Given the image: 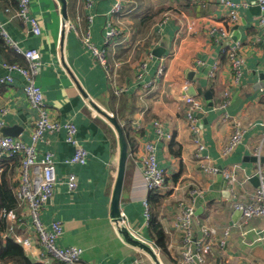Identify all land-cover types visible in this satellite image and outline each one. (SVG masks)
<instances>
[{
    "label": "crops",
    "instance_id": "0c3cea01",
    "mask_svg": "<svg viewBox=\"0 0 264 264\" xmlns=\"http://www.w3.org/2000/svg\"><path fill=\"white\" fill-rule=\"evenodd\" d=\"M118 1L66 0L67 21L83 34L88 33L99 51H105L110 71L94 57L75 30L65 31L64 43L61 42L63 17L57 0H31V15L38 21L41 35H35L29 23L18 19L15 10L6 12L7 5L0 1V22L9 36L22 49H36L40 53V72L35 81L52 114L62 125L70 121L76 126L78 143L89 153L85 164L69 162L75 147L68 142L64 127L57 132H46L38 143L40 158L52 153L58 176L55 195L43 212L42 222L49 229L54 222L63 223L64 233L57 243L62 248H82L81 264H178L184 237L176 228L181 200L195 207L196 240L202 238L203 224L217 228L218 242L209 262L264 263V243L256 241L263 232L264 219L253 218L245 224L243 214L239 215L234 207L235 201L248 202L258 187L254 152L264 133V79L260 78L264 74V27L258 23L261 14L258 0H232L247 5L239 7L237 24L223 16L218 0H120L121 12L113 13ZM166 12L174 16L164 19ZM109 25L118 35L106 43ZM220 26L229 35L224 43L214 39L218 32L209 35L210 30ZM167 37L169 47L157 57L155 51ZM236 43L242 46L246 65L241 85L233 89L232 98L225 105L224 94L231 87V70L223 49ZM164 62L166 73L159 76ZM12 63L28 65L16 52H0V122L3 125L0 136L18 137L31 143L39 113L25 95L24 75L5 67ZM216 67L217 75L211 78ZM7 77L12 82L2 83ZM117 88L123 90L121 95L114 93ZM81 89L88 95L87 99ZM188 89H193V98L202 105V111L196 114L205 145L202 154L219 169L235 166L238 182H231L221 172L203 173L195 135L186 116L190 108L187 100L191 97ZM88 99L113 114L132 140L129 153L134 150L138 156L131 155L128 159L121 215L140 229L152 253L131 244L112 222L119 140L114 127L91 109ZM225 115L244 130L241 144L228 158L221 156V150L233 134V128L223 121ZM157 124L164 133L162 138L156 132ZM16 127L22 130L18 136L3 132ZM149 142L155 145L158 167L169 177L167 194L160 202H153L151 209L163 226L165 250L157 244V235L145 214L144 201L150 193L138 158ZM4 164L0 182L6 179L14 195L18 167L15 162H10V166L7 162ZM71 175L77 177L75 191L69 189ZM2 207L0 199V227L7 225L8 228L7 221L1 218ZM23 222L26 224L15 228V233L30 237L34 244L30 250L21 247L33 263L43 264L39 239L30 221ZM228 227L232 235L222 245ZM7 232V229L0 232V251L6 243Z\"/></svg>",
    "mask_w": 264,
    "mask_h": 264
},
{
    "label": "built area",
    "instance_id": "2783aa9c",
    "mask_svg": "<svg viewBox=\"0 0 264 264\" xmlns=\"http://www.w3.org/2000/svg\"><path fill=\"white\" fill-rule=\"evenodd\" d=\"M223 10V16L232 24H237L240 20L239 7L247 6L246 4L234 3L232 0H218ZM17 10L15 15L25 24H30L35 35H41V27L38 21L31 15V0H17ZM258 7L261 11L258 19L259 25L264 27V0L257 1ZM12 9H6L10 12ZM122 10V2L119 0L113 7V13H120ZM174 16L172 12H166L164 19H169ZM109 30L106 34V43H110L118 35V31L109 25ZM182 28V26H181ZM62 30H75L81 37L85 45H87L94 53V57L103 65V67L110 71V66L107 64L105 51H99L91 42L88 33L83 34L75 25L69 21L63 20ZM0 31L8 47L13 48L18 54L22 55L28 65L22 66L20 64H6V68L11 70H18L24 75L27 80V85L24 87L25 95L27 96L30 105L33 109L38 111L39 119L35 123V128L31 133V143H26L20 138L11 136H0V180L4 171L5 164L2 163L5 159L18 158L20 165L16 170L18 187L14 193L17 200V208L14 210H2L1 218L8 223V232L4 235L5 238L14 237V241L30 250L33 246V241L30 237H24L15 233V228L22 224H26V219L30 221V225L34 230V235L39 239L40 247L42 248V262L43 264H81L83 260L84 250L80 247L62 248L57 241L64 233V225L62 222H54L49 229L42 222L43 212L46 210L48 204L51 202L56 192L58 184V176L56 172V165L52 153L48 152L41 158L37 149L38 143L43 139L46 132H57L62 127L67 130V140L75 147V154L69 161L71 164H85L88 161L89 153L83 148L76 138L77 128L68 121L64 125L57 120L52 114V109L49 108L46 102L45 95L36 84V78L40 72V53L36 49H22L19 44L14 41L7 33L3 23L0 22ZM218 32L219 35L215 37L220 43L229 40V35L223 27H218L209 31V35L213 36ZM242 46L240 43L230 44L223 52L228 59L231 70V87L225 91V102L227 105L232 98L233 89L241 85L243 71L246 65L245 57L241 54ZM145 67V65H143ZM165 62L161 65L158 75L164 76L167 70ZM218 68L216 67L210 74L211 78H215ZM12 82L11 77L2 80V83L7 84ZM123 90L115 89L116 95H121ZM188 103L190 105L186 116L190 121L192 131L195 135V143L197 144V157L200 160V166L205 175L217 174L221 172L222 175L233 183L238 182V175L235 166L229 167L225 170L219 169L217 165L202 154L205 149L203 138L201 135V128L196 116L197 112L202 111V105L196 98L189 97ZM89 105V104H88ZM223 105V106H225ZM90 106V105H89ZM91 107V106H90ZM91 109H93L91 107ZM223 121L228 123L233 128V134L230 136L228 142L221 150V156L228 158L241 144L243 140L244 130L237 121L230 118L229 115L223 117ZM3 126L0 122V127ZM156 132L159 138L163 137V131L157 124ZM264 148V133L260 141V145L256 148L254 155L257 158V167L255 169V176L258 178V187L250 195L248 202L240 203L235 201L234 207L243 213V221L246 224L253 218L264 219V162L262 160V149ZM141 153H139L140 155ZM137 157L135 151L130 150V156ZM139 161L144 167L145 183L149 193L160 192L161 195H166L168 192L169 177L166 172L158 167L155 145L153 142L146 143L143 147V153L139 156ZM70 191H75L78 187L76 175H71L68 180ZM149 199V198H148ZM144 201L145 214L147 221L150 224L152 216L149 200ZM181 214L177 219L176 228L184 234L181 241V256L178 264H212L209 262V256L213 252V248L217 246L218 231L217 228L211 224L205 223L201 227L202 238L196 240L195 232V207L187 205L181 200L179 201ZM117 231L120 228L125 229L128 234L135 240L148 244L141 235L140 229L130 224L124 216L119 221L112 219ZM232 235V230L228 227L224 231V237L221 240L222 245H226L228 239ZM258 242L264 243V229L262 234L258 235ZM249 264H264L252 261Z\"/></svg>",
    "mask_w": 264,
    "mask_h": 264
},
{
    "label": "water",
    "instance_id": "95a60500",
    "mask_svg": "<svg viewBox=\"0 0 264 264\" xmlns=\"http://www.w3.org/2000/svg\"><path fill=\"white\" fill-rule=\"evenodd\" d=\"M57 1L60 5V10H61V15L63 17V20L67 21V3H66V0H57ZM65 33H66L65 30H62L61 42H63V43H64V39H65ZM168 41H169L168 37L166 39H163V41L161 43V47L155 51V55L157 57H161L164 54V52L167 50V48L169 47ZM260 78L263 80L264 74H260ZM188 91H189V93H188L189 96L195 97L193 89H190V90L188 89ZM81 92L83 94V97L85 99H87L88 95L85 93V91L83 89H81ZM199 92H201V91H199ZM87 103L93 109H95V111H97L100 115H102L114 127V129L117 133V136H118L119 146H120V152H119L120 156H119V162H118L117 176H116V180H115V184H114V191H113V195H112L111 214H112V219L114 221H119L122 219L121 196H122V191H123V186H124V181H125L126 167H127V163H128V159H129L128 143H127V140L125 138L123 127L119 124V121L117 120V118L113 114H110V113L100 109V107H98L90 99L87 100ZM21 131L22 130L20 128L16 127L14 129H12V128L6 129V131H3V132L5 133V135L18 136L19 132H21ZM257 182H258V178H257ZM237 212L239 215L243 214L242 211H240V210H238ZM119 231H120L119 233L125 235L126 239L131 244L139 246L140 248L152 253V251L148 245H146L143 242H140L138 240L133 239L125 229L120 228Z\"/></svg>",
    "mask_w": 264,
    "mask_h": 264
},
{
    "label": "trees",
    "instance_id": "16d2710c",
    "mask_svg": "<svg viewBox=\"0 0 264 264\" xmlns=\"http://www.w3.org/2000/svg\"><path fill=\"white\" fill-rule=\"evenodd\" d=\"M0 1L7 5L6 9L11 8L15 11L17 10V7H18L17 0H0ZM8 51L16 52L13 48H10L7 46L1 34V31H0V52L6 53ZM12 64H16V63H12ZM119 124L122 126L121 122H119ZM123 130H124L125 138L128 143V147H130L132 145V140L129 134L126 132V129L124 127H123ZM172 148H174V144L172 145ZM5 162L8 163L7 166H10V162H15L17 167H19L20 165V161L18 158L11 159V161H3L2 163H5ZM5 174L6 173H4V175ZM162 198H163V195H161L160 192L150 193L148 200H149L151 209H152L153 202L158 203L161 201ZM0 199H1V202L3 201L2 210L9 211V210H14L17 208V200L12 193V189L9 183L4 178L0 182ZM150 226H151V230L154 231V233L157 235V239H156L157 244L159 245V247L165 250L166 245L164 244V241L166 239V235L164 234L163 226L161 225L160 220L153 213L150 219ZM6 227L7 225L6 226L4 225V227H0V232L5 231L7 229ZM12 262L13 264H35L27 257L21 245L19 246L18 243L16 244V242L12 238H7L6 243L4 244L2 250L0 251V264H8Z\"/></svg>",
    "mask_w": 264,
    "mask_h": 264
}]
</instances>
